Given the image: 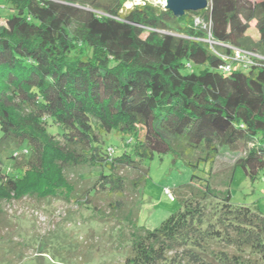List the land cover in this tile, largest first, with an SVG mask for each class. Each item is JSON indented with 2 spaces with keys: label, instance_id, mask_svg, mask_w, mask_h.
Segmentation results:
<instances>
[{
  "label": "trees",
  "instance_id": "16d2710c",
  "mask_svg": "<svg viewBox=\"0 0 264 264\" xmlns=\"http://www.w3.org/2000/svg\"><path fill=\"white\" fill-rule=\"evenodd\" d=\"M2 1L12 14L0 25V154L11 173L0 171V197L69 190L101 223L128 226L123 264H264V213L233 206L229 191L234 169L251 182L264 170V61L224 72L203 41L209 30L220 54L264 57V0H207L177 18L159 5L124 10L126 0ZM225 154L232 170L215 185ZM155 155L206 177L178 187L179 209L147 230L135 203ZM83 165L99 171L75 189L63 173Z\"/></svg>",
  "mask_w": 264,
  "mask_h": 264
},
{
  "label": "rangeland",
  "instance_id": "374dc122",
  "mask_svg": "<svg viewBox=\"0 0 264 264\" xmlns=\"http://www.w3.org/2000/svg\"><path fill=\"white\" fill-rule=\"evenodd\" d=\"M3 2L0 0L1 26L12 14ZM248 35L257 38L253 23ZM112 138L108 143L117 145L112 146L117 154L124 145L119 137ZM8 157L7 153L0 154V171L10 174ZM232 166L230 154L216 158L211 165L212 182L221 185ZM144 167L148 177L135 203L139 210L137 225L153 230L179 209L176 189L188 184L193 174L206 175L202 171L193 173L182 161L173 164L171 155H155ZM208 168L203 166V171ZM98 171L96 167L83 165L67 168L63 175L70 186L85 189ZM229 191L233 206L254 207L264 213V170L251 182L241 168L234 169ZM68 192L64 190L61 195L50 197L38 194L0 197V264H123L128 250V226H118L112 219L109 224L101 223L91 205L89 208L84 205V199L76 202L75 196H69ZM97 205L101 209L106 207L102 203Z\"/></svg>",
  "mask_w": 264,
  "mask_h": 264
},
{
  "label": "built area",
  "instance_id": "2783aa9c",
  "mask_svg": "<svg viewBox=\"0 0 264 264\" xmlns=\"http://www.w3.org/2000/svg\"><path fill=\"white\" fill-rule=\"evenodd\" d=\"M147 4H152L155 6H161L164 8V0H126V2L123 4L124 10H130L135 7H143ZM195 25H200L201 21L197 18L194 20ZM203 28H206L205 25H203ZM206 38L203 40L205 43L208 44L209 49L217 55L222 61H224L221 66L219 67L220 70L224 72H230L234 65L240 66L243 69L250 67L254 64L255 60L264 61V57H260L256 54L242 51L239 49L229 48L232 51V54L227 56L224 54H220L216 51L215 46L218 44L216 41H214L211 37V34L209 33V30L207 31ZM165 193L172 199L171 194L169 191H165Z\"/></svg>",
  "mask_w": 264,
  "mask_h": 264
},
{
  "label": "water",
  "instance_id": "95a60500",
  "mask_svg": "<svg viewBox=\"0 0 264 264\" xmlns=\"http://www.w3.org/2000/svg\"><path fill=\"white\" fill-rule=\"evenodd\" d=\"M207 0H164V9L174 17H181L186 12H197L207 7Z\"/></svg>",
  "mask_w": 264,
  "mask_h": 264
}]
</instances>
